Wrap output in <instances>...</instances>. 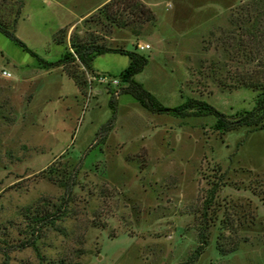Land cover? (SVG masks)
Instances as JSON below:
<instances>
[{"label": "rangeland", "instance_id": "rangeland-1", "mask_svg": "<svg viewBox=\"0 0 264 264\" xmlns=\"http://www.w3.org/2000/svg\"><path fill=\"white\" fill-rule=\"evenodd\" d=\"M106 1L0 0V20L46 61L70 37L145 55L133 79L166 107L189 96L226 114L251 108L264 39L249 52L250 40L239 45L246 21H230L249 0H138L154 21L138 26L121 12L124 27L97 13ZM127 61L103 53L89 71L73 65L80 92L63 68H40L0 34V70L10 73L0 74V264H180L202 221L207 244L192 264H264V128L218 132L211 115L151 113L119 94L96 143Z\"/></svg>", "mask_w": 264, "mask_h": 264}, {"label": "trees", "instance_id": "trees-1", "mask_svg": "<svg viewBox=\"0 0 264 264\" xmlns=\"http://www.w3.org/2000/svg\"><path fill=\"white\" fill-rule=\"evenodd\" d=\"M118 4L120 5V9L117 7L119 6ZM113 6L115 7L113 8ZM96 11L99 15H102L104 19L120 27L128 26L130 22H135L139 26L144 22L154 21V15L151 10L138 0H107L98 7ZM234 11L235 16L230 18L231 22L237 20L241 21L243 19L246 21L243 30L246 31L247 38L239 41V45H248L250 40L251 45L249 44L248 50L251 52L254 37L258 35L257 37L264 39V0H249L247 3L238 6ZM121 12L130 15L131 20H129V23L127 20L120 17ZM248 19L250 20L248 21ZM130 29L137 35L138 32H135L136 30L134 27H130ZM59 32L62 33L63 29L61 28L55 32L53 41L57 44H62L63 36L57 37L56 34ZM0 34L8 38L30 56L34 57L40 68L49 69L58 66L63 68L65 74L73 81L74 85L80 92L82 91L84 80L81 77V72H77V70L73 68V65L89 71L91 69V61L96 55L103 53H118L127 56L128 61L126 66L117 74L119 80L123 82L124 85L119 86L115 90L107 91V106L110 109V115L104 124H102L95 132L94 140L96 143H102L104 141L107 133L114 124L117 95L119 94L130 95L140 107L151 113H166L181 118L211 115L214 118L212 128L218 132H224L239 126H251L257 129L264 128V81L250 84L252 89L256 90V94L253 105L249 109H240L233 113L226 114L219 111L203 99L189 96L184 97L180 103L174 106L166 107L162 105L152 93L144 89L140 82L133 79V76L140 72L147 63L146 56L135 50L109 47L95 41L84 42L70 37L67 46L64 48V51L60 56L54 61H46L28 48L23 41L17 38L14 35L13 30L9 29L1 20ZM257 42L258 41H256V43ZM256 46L257 47L255 48L257 49L260 47L258 44H256ZM216 186V183H213L210 186L208 195L203 201L204 209H207L209 206L211 198L216 190ZM68 189L64 191V196L68 195ZM64 196H62L63 199L61 204H65L66 202ZM56 210L60 211L59 207H57ZM60 215L61 213L58 214L54 212L46 215L45 218L47 221H52L53 219H57ZM205 231V222L202 221V227L198 231L196 245L180 264H192L198 258L207 244V234ZM218 250L221 252L223 251L219 247Z\"/></svg>", "mask_w": 264, "mask_h": 264}, {"label": "built area", "instance_id": "built-area-1", "mask_svg": "<svg viewBox=\"0 0 264 264\" xmlns=\"http://www.w3.org/2000/svg\"><path fill=\"white\" fill-rule=\"evenodd\" d=\"M0 74L2 76H4V77H9L10 76V73L8 71H6V70H3V69L0 70Z\"/></svg>", "mask_w": 264, "mask_h": 264}]
</instances>
